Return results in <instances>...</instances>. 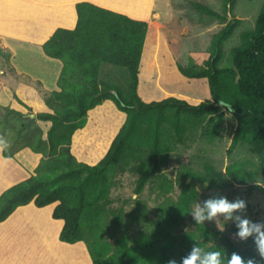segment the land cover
<instances>
[{
	"label": "trees",
	"instance_id": "16d2710c",
	"mask_svg": "<svg viewBox=\"0 0 264 264\" xmlns=\"http://www.w3.org/2000/svg\"><path fill=\"white\" fill-rule=\"evenodd\" d=\"M230 2L225 0V11ZM195 7L208 16L224 19L203 4L195 3ZM76 11V28H57L42 45L47 57L62 62L59 89L46 100L52 112L37 116L51 124L46 139L48 148L44 149L40 142L30 143L29 148L43 156L33 175L1 194L0 223L18 207L32 202L38 208L58 203L53 218L64 221L60 240L70 244L84 241L93 264H168L169 260L180 264L182 259L177 252L168 254L163 249L156 253L151 242L144 245L150 249L145 253L126 237L114 244L103 239L107 231L105 207L112 189L110 174L117 167L125 169L141 163L136 185V193L141 194L162 171L163 154L169 149L164 141L165 125L171 126L177 143H184L190 130L206 123L204 135L214 140L221 131L225 111L229 112L218 106L220 99L232 104L235 111L231 115L237 120L229 152L249 144L264 161V11L255 31L246 33L242 46L234 51L232 67L221 68L220 63L224 44L239 25L237 19L215 33L209 50L194 52V62L189 66H178L185 78L207 81L215 103L209 99L197 104L176 95L160 100L143 98L140 67L151 31L147 21L87 1L76 3ZM102 64L119 71L125 82L101 79ZM106 101H112L126 114L125 122L97 164L78 162L71 152L73 136L86 127L88 113ZM4 156L11 158L12 154L4 149ZM226 174L238 181L245 174L243 163L231 164ZM196 199V190L186 186L180 210L188 213ZM199 228L196 244L206 251L220 250L225 257L236 252L245 261L254 258L257 264H264L255 249L243 247L215 228Z\"/></svg>",
	"mask_w": 264,
	"mask_h": 264
},
{
	"label": "rangeland",
	"instance_id": "374dc122",
	"mask_svg": "<svg viewBox=\"0 0 264 264\" xmlns=\"http://www.w3.org/2000/svg\"><path fill=\"white\" fill-rule=\"evenodd\" d=\"M230 1L225 11V0H154L151 13L154 16L148 23L152 28L140 67L143 98L160 100L176 95L194 104L210 99L207 81L185 78L178 66H189L194 62V52L209 50L215 33L237 19L239 25L224 44V56L220 63L221 68L233 66V53L242 46L245 34L255 31L264 11V0ZM195 3L219 12L224 19L204 14L195 7ZM0 43L5 44L2 39ZM6 44L0 46V138L4 141L0 144V169H4L7 178L5 184H0V191L8 183H19L34 174L43 154L29 149L31 142H40L44 149L48 148L46 139L51 124L39 120L37 116L52 112L46 100L59 89L58 75L62 68L61 61L48 59L43 52L38 53L27 45ZM100 73L105 81L125 82L119 71L105 64L101 65ZM125 119L126 114L119 111L112 101H106L89 112L87 130L81 134L77 131L72 139L71 152L77 161L97 164L109 150V144ZM206 125L204 123L190 130L184 143H177L171 126L165 125L164 141L169 149L163 154L162 171L141 194L136 193L137 180L142 172L141 163H134L125 169L117 167L111 172L110 202L105 207V241L114 244L126 237L132 246H138L145 253L150 249L144 245L151 242V249L156 253H162L163 249L168 254L175 251L183 260L197 245L199 227L204 225L215 228L245 248L257 251L253 237L247 241L239 239L235 217L264 225V187H258L254 182L264 184V161L249 144H241L233 153L229 152L237 127V120L229 112L225 111L221 131L214 140L205 137ZM1 148L11 153L12 157H4ZM235 162L244 165V177L238 181L226 174L228 166ZM186 186L196 190L197 199L185 214L179 206ZM219 198H226L229 202L242 199L246 207L234 212L232 220L219 216L212 221L205 219L203 224L197 225L190 214L196 204L203 208L205 201ZM44 221L35 216L33 223L36 225L33 228L43 224L47 229V222ZM4 246L11 249L7 243ZM36 248L38 256L41 248ZM30 260H34L33 264L44 263V260L34 257Z\"/></svg>",
	"mask_w": 264,
	"mask_h": 264
},
{
	"label": "crops",
	"instance_id": "0c3cea01",
	"mask_svg": "<svg viewBox=\"0 0 264 264\" xmlns=\"http://www.w3.org/2000/svg\"><path fill=\"white\" fill-rule=\"evenodd\" d=\"M84 1L148 23L154 16H151L154 0H0V39L5 43H0V46H7L6 42L27 45L38 53L43 52L47 57L42 45L57 28H76V3ZM149 28L152 27L149 25ZM88 126L89 121L85 128L78 130L80 134L87 130ZM1 153L4 156L2 148ZM5 177L7 178L4 169H0V184L6 183ZM15 184L17 183H8L7 187L0 191V196ZM57 205L58 203H54L38 208L32 202L18 207L6 221L0 223V264H33L34 260L31 261L30 257L44 260L43 264H93L84 241L70 244L60 240L64 221L53 218ZM35 216L47 222V229L43 224L33 228L36 225L33 223ZM5 243L11 249L6 248ZM37 246L41 248L38 256V253L35 254Z\"/></svg>",
	"mask_w": 264,
	"mask_h": 264
},
{
	"label": "clouds",
	"instance_id": "9594fccd",
	"mask_svg": "<svg viewBox=\"0 0 264 264\" xmlns=\"http://www.w3.org/2000/svg\"><path fill=\"white\" fill-rule=\"evenodd\" d=\"M209 102L215 103V101L210 98ZM218 106L221 109L227 108L229 110V115L235 111L232 104L220 99ZM4 141L0 138V144ZM258 187H264L259 181H254ZM135 199V197H133ZM246 207L245 201L242 199H237L235 202H229L226 198L219 199H209L204 202V207L201 208L200 204L197 203L190 214L194 217L195 223L203 224L205 219L212 221L214 218L223 216L225 220H232L233 213L237 211H242ZM238 222L236 227L238 229L237 235L241 241H247L250 237H253V242L256 245V249L264 260V225L252 223L248 219H242L239 216L235 217ZM201 253H203V259L201 258ZM257 264V261L252 258L245 261L239 254L232 252L230 257L222 253L220 250L216 251H206L199 245H196L191 254L182 260V264ZM168 264H176L174 260H169Z\"/></svg>",
	"mask_w": 264,
	"mask_h": 264
},
{
	"label": "water",
	"instance_id": "95a60500",
	"mask_svg": "<svg viewBox=\"0 0 264 264\" xmlns=\"http://www.w3.org/2000/svg\"><path fill=\"white\" fill-rule=\"evenodd\" d=\"M33 117H35V115H32Z\"/></svg>",
	"mask_w": 264,
	"mask_h": 264
}]
</instances>
